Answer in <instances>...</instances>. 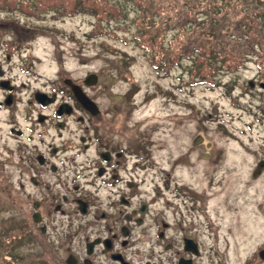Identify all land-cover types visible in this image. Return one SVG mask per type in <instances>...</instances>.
Here are the masks:
<instances>
[{"label":"rangeland","instance_id":"1","mask_svg":"<svg viewBox=\"0 0 264 264\" xmlns=\"http://www.w3.org/2000/svg\"><path fill=\"white\" fill-rule=\"evenodd\" d=\"M238 1L0 0V33L10 37L11 29H33L29 46L41 74L36 86L58 77L80 83L97 75V84L85 85V91L110 122L100 133L114 136L130 158L134 151L148 155L153 188L162 189L169 174L172 187L207 192L208 214L195 215L191 224L185 211V231L196 228L209 240L203 235L210 221L217 264H264V56H249L242 67L234 62L233 52L242 45L234 38L248 34V26L243 30L234 19ZM214 9L229 14L223 24L227 41L219 47L233 54L224 64L218 62L220 50L202 44L210 30L218 32ZM199 42L202 52L196 50ZM13 74L28 81L25 74ZM24 105L18 121L27 133ZM73 128L78 144L81 127L74 122ZM20 140L0 112V264H66L70 254L83 258L82 217L72 223L58 219L49 236L36 229V197L19 194ZM88 156L94 157L95 149Z\"/></svg>","mask_w":264,"mask_h":264},{"label":"flooded vegetation","instance_id":"2","mask_svg":"<svg viewBox=\"0 0 264 264\" xmlns=\"http://www.w3.org/2000/svg\"><path fill=\"white\" fill-rule=\"evenodd\" d=\"M23 27L11 29L10 37L0 33V112L21 139L19 194L36 197V229L49 236L58 219L72 223L82 217L85 256L70 254L75 264H217L212 222L203 235L209 240H202L196 228L186 232L184 227L185 211L191 224L195 215L208 214L207 192L172 187L169 174L162 189L153 188L148 155L134 151L127 156L114 136L100 133L110 123L106 112L100 107L95 115L77 101L73 84L87 94L85 82L58 77L36 86L41 74L29 46L33 29ZM15 71L28 81L19 82ZM23 103L27 133L18 121ZM74 122L81 127L78 144ZM92 149L95 156L89 157ZM18 204L25 211V200L19 197Z\"/></svg>","mask_w":264,"mask_h":264},{"label":"trees","instance_id":"3","mask_svg":"<svg viewBox=\"0 0 264 264\" xmlns=\"http://www.w3.org/2000/svg\"><path fill=\"white\" fill-rule=\"evenodd\" d=\"M238 2L240 6L237 8V12L235 13V16L234 15L232 16H234V19L236 20V22L241 21V26L243 30L245 26H248V28L245 29L248 32V34H246L245 36H241L238 39H236V37L234 38V42L235 40L238 41V44L242 42V45L240 46V48L235 50V52H233L234 54L231 52H228L229 51L228 49H224L225 51L220 50L221 49L220 47L223 46L222 44L227 41V38L223 34V29H224L223 24H225L224 20L227 19L225 17L229 16V14L227 11H223V9H220V10L214 9L216 15H220V19L218 18L220 23H218L217 28H216L218 29V32H215V36H214V34L210 30V33L209 32L207 33L208 35L207 42L202 43L204 46L201 44V42H199L198 48L196 50L200 51L201 49V52H202L203 47L207 48L208 45L213 46V48H216L221 51L223 58L220 61L218 60V62L222 64H224L226 60H228L226 58L227 56L229 55L232 56L231 54H233L234 56L238 55V57L236 56L237 61L234 57L235 59L234 62L237 63V66L242 67L243 64L246 61H248L246 59H248L249 56L251 58H256L257 60L264 56V1L263 0H239ZM85 7H87L86 4H85ZM232 16H230V18H232ZM243 30H241V32ZM251 33H256L258 38H255V39L253 38L252 40L249 35ZM230 37H234V36H230ZM254 40L256 41V43L254 42ZM211 41H213V43H211ZM189 57H190V60H193V61H195L196 59V57H193L192 54L189 55Z\"/></svg>","mask_w":264,"mask_h":264},{"label":"water","instance_id":"4","mask_svg":"<svg viewBox=\"0 0 264 264\" xmlns=\"http://www.w3.org/2000/svg\"><path fill=\"white\" fill-rule=\"evenodd\" d=\"M98 82V76L95 74L90 75L87 80H85V85L87 86H93L97 84ZM74 94L78 102L88 111L92 112L93 114L98 113V107L97 105L86 95V93L83 92V90L76 84H73ZM80 210L82 208L80 207ZM67 264H75V259L73 256H70L67 259Z\"/></svg>","mask_w":264,"mask_h":264}]
</instances>
